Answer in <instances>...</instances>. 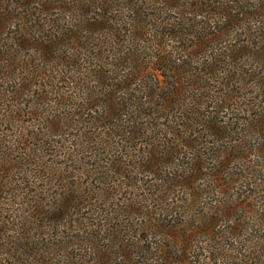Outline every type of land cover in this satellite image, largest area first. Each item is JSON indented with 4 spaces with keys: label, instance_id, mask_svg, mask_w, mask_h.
<instances>
[{
    "label": "rangeland",
    "instance_id": "rangeland-1",
    "mask_svg": "<svg viewBox=\"0 0 264 264\" xmlns=\"http://www.w3.org/2000/svg\"><path fill=\"white\" fill-rule=\"evenodd\" d=\"M0 264H264V0H0Z\"/></svg>",
    "mask_w": 264,
    "mask_h": 264
},
{
    "label": "trees",
    "instance_id": "trees-1",
    "mask_svg": "<svg viewBox=\"0 0 264 264\" xmlns=\"http://www.w3.org/2000/svg\"><path fill=\"white\" fill-rule=\"evenodd\" d=\"M202 4H203V3H202ZM202 4H201V5H202Z\"/></svg>",
    "mask_w": 264,
    "mask_h": 264
}]
</instances>
